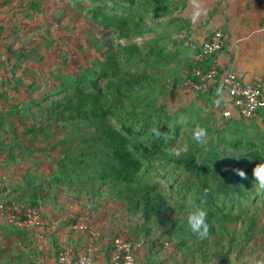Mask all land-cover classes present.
<instances>
[{"label":"trees","instance_id":"16d2710c","mask_svg":"<svg viewBox=\"0 0 264 264\" xmlns=\"http://www.w3.org/2000/svg\"><path fill=\"white\" fill-rule=\"evenodd\" d=\"M29 1L23 10L30 8L33 17L44 13L41 0ZM90 1L96 4L89 15L97 28L109 30L127 44L93 37L98 52L94 64L76 75L62 74L69 67L66 54L55 75L57 83L47 94L49 82L36 74L28 86L23 78L9 80L16 83L15 92L25 87L31 99L39 98L0 110V169L31 164L15 184L0 177V203L19 206L20 212L14 213L23 219L29 208L37 209L44 222L38 228L53 227V219L61 221L70 229V248L76 253L94 249V264L111 262L114 239L119 236L132 243L137 264H255L257 260L264 264V190L257 192L253 176L254 167L264 161V109L249 120L225 116L220 126L217 114L210 109L205 115L196 99L180 114L188 125L184 127L160 103L174 96L172 87L180 77L181 70L177 77L169 76L174 56L164 46L157 53L156 41L148 42L147 52L133 42L152 31L146 14L135 9L156 15L164 0ZM12 4V0L4 2L5 7ZM6 30L0 28L1 33ZM7 49L10 59L17 60L14 73L26 59L40 55V46L30 54L26 49L23 54ZM205 65L176 66L191 77L194 67L211 68ZM211 90L196 93L195 98ZM194 121L208 127L207 146L194 145ZM157 126L173 139L165 143L157 138L153 134ZM185 143L190 145L188 153L170 155L171 148ZM43 161L49 166L46 170ZM237 169L247 178H241ZM205 188L210 192L203 206L212 228L209 237L200 240L187 225L184 207L189 199L201 203ZM67 190L81 209L72 212L60 204L61 193ZM104 201L111 202L116 214L107 213ZM100 204L98 222L93 212ZM58 206L61 212L56 211ZM109 215L118 233L98 231L93 237L89 229H74L78 224L107 227ZM38 228L0 222V264H45L55 256L59 264L63 248L58 239L53 241L55 255L46 254Z\"/></svg>","mask_w":264,"mask_h":264},{"label":"rangeland","instance_id":"374dc122","mask_svg":"<svg viewBox=\"0 0 264 264\" xmlns=\"http://www.w3.org/2000/svg\"><path fill=\"white\" fill-rule=\"evenodd\" d=\"M8 1L0 0V28L5 27L7 29L1 33L2 36L0 38V110H4L10 103L37 101L39 98V96H37V98L31 99L26 93L25 87H22L20 88V91L15 92L13 88L16 83H10V79L16 77L23 78L25 85L28 86L34 82L36 74L40 81L43 80L49 82L47 90L45 91V94H47L48 92L53 91L55 83H57L55 75L56 72L60 70V66L66 54H69L70 62L69 67L65 68V70L62 71V74L76 75L86 67L94 64L95 59L98 57V52L91 40L93 37L96 36L102 40L111 37L114 38L117 45L127 44V41H120L109 30H99L97 28L99 25L93 21L89 15L90 8L95 7L96 4L90 0H41L43 2L42 9L44 10V13H36V17L32 16L30 8L29 10L27 8L25 10L22 9L24 7L23 4L27 5V3L30 2L29 0H12L13 4L10 7H5L4 2L6 3ZM135 10L146 14L147 24L152 31L143 38H135L133 42L138 43L140 47L147 52L151 44L148 42L153 43L156 41L157 44H153L156 46L157 53L163 49V46L165 47V50L172 52L170 41L166 42V39L162 36L160 31L157 32L155 30L156 15L153 11L146 12L144 9ZM80 14H83V16ZM43 36L53 41L52 44L46 42L42 38ZM37 46H40V55H32L33 57L31 60L26 59V63H23L22 66L18 67L17 72L14 73L13 65L17 64V60L10 59V56L7 54V48H13L16 51H19L20 54H23V51L26 49L30 54L34 50L33 48H36ZM55 50L58 52L56 53ZM46 54L49 55L46 56ZM172 69L173 71L169 73L170 78L177 77L176 71L180 72L181 69H178L175 65V58ZM156 76L158 75L155 73L154 77ZM184 78L185 74L180 72L178 81L172 87V89H174V96L164 98L160 101V103L168 106L170 114L176 117V121L184 122V127H188V125L185 121L186 119L180 114L182 110L190 108L196 99L199 100V106L201 105L206 109L205 115H207V112L210 111V109L217 114L216 119L220 126H223L222 119L225 116L228 120L239 118V114L235 116V111H230L228 105L226 107L221 106V108H215L212 105L213 98L209 95L197 96L192 99L190 91L184 87ZM171 124L173 125L174 122ZM42 164H44L45 170L49 168L47 162L45 164L43 161ZM30 166L31 164L17 163L10 169H0V177H7L10 182L15 184L20 180L22 170L24 168L27 169ZM3 192H8V190ZM75 200L78 199H75L68 190L61 193L60 204L67 205L71 211H74V209L79 210L78 208L81 209V207L76 204L77 201ZM111 206V202L104 201L103 208L108 207L107 213L116 214L114 210L111 211ZM97 207L99 211L95 213L93 212V214L96 218L98 216L102 218L101 204ZM52 209H54V207H52ZM55 209L57 212H61L60 206ZM85 211L86 213H89L88 210L85 209ZM109 217V222L111 223L107 225V227H103L101 223H98L97 225L100 229L97 228V225H95L94 228L99 232L105 231L107 233H118L119 229L113 223L114 217H111V215H109ZM100 219L97 218L98 222ZM57 221V219H53L55 224L52 225L53 227L50 226L47 229L44 227L36 229L38 231V239L46 254L55 255L53 244L54 237L55 241L58 239L57 243L60 244L63 251L65 248H70V229H65L64 226L61 225V221ZM0 231L2 236L3 231L1 229ZM102 263L103 262H97V264ZM45 264H58L57 256L52 259H47Z\"/></svg>","mask_w":264,"mask_h":264},{"label":"crops","instance_id":"0c3cea01","mask_svg":"<svg viewBox=\"0 0 264 264\" xmlns=\"http://www.w3.org/2000/svg\"><path fill=\"white\" fill-rule=\"evenodd\" d=\"M155 18V30L170 41L175 65L195 62L204 42L223 31V49L203 64L218 65L222 75L234 73L245 84L264 86V0H164ZM181 72L186 80L189 73ZM217 87H211V98ZM190 95L194 99L196 93ZM227 105L237 116L229 97Z\"/></svg>","mask_w":264,"mask_h":264},{"label":"built area","instance_id":"2783aa9c","mask_svg":"<svg viewBox=\"0 0 264 264\" xmlns=\"http://www.w3.org/2000/svg\"><path fill=\"white\" fill-rule=\"evenodd\" d=\"M264 31V24L262 27ZM1 34V32H0ZM224 33L218 31L204 42L202 49L196 53L194 60L197 63H205L212 56L218 54L224 47ZM224 86V92L230 98L232 106L239 116L246 120L254 118L257 113L264 109V86L261 83L248 85L242 82L234 73L222 75L219 66L214 65L208 71L197 66L192 70V76L187 77L184 87L194 93L206 92L214 85ZM14 210L19 211V206H6L0 203V222L14 224L19 227L38 228L44 224L41 214L37 209L29 208L26 218L16 215ZM74 229L90 230L93 237L99 235L93 227L78 224ZM115 249L112 252V260L109 264H137L133 251V245L124 236L114 239ZM94 249L87 252L76 253L72 248H65L59 256V264H94Z\"/></svg>","mask_w":264,"mask_h":264},{"label":"clouds","instance_id":"9594fccd","mask_svg":"<svg viewBox=\"0 0 264 264\" xmlns=\"http://www.w3.org/2000/svg\"><path fill=\"white\" fill-rule=\"evenodd\" d=\"M228 97L224 92V86L221 84L215 90L214 97L212 99V105L215 108H221V106H227ZM153 134L162 139L165 143L173 139L168 132L162 133L160 126L153 129ZM192 141L195 146H207L209 143V129L208 127L198 121H194V130L192 132ZM190 151V145L185 143L183 145L177 144L176 147L171 148L170 155L180 157L182 153H188ZM249 159V158H248ZM252 160V159H249ZM237 174L246 179V173L243 170H236ZM253 176L255 181V187L257 192L264 190V161H260L254 169ZM210 189L205 188L200 194L201 203H196L189 199L184 207V217L191 232L200 240H205L210 235L212 224L209 222V213L206 207L203 206V202L207 200ZM255 264H261L260 261H256Z\"/></svg>","mask_w":264,"mask_h":264}]
</instances>
